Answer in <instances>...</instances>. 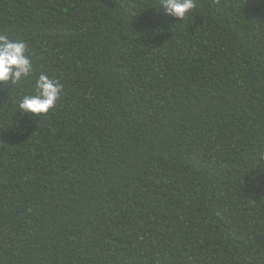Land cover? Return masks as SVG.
<instances>
[{"label": "trees", "instance_id": "16d2710c", "mask_svg": "<svg viewBox=\"0 0 264 264\" xmlns=\"http://www.w3.org/2000/svg\"><path fill=\"white\" fill-rule=\"evenodd\" d=\"M195 4L0 0L64 87H0V264H264V0Z\"/></svg>", "mask_w": 264, "mask_h": 264}, {"label": "clouds", "instance_id": "9594fccd", "mask_svg": "<svg viewBox=\"0 0 264 264\" xmlns=\"http://www.w3.org/2000/svg\"><path fill=\"white\" fill-rule=\"evenodd\" d=\"M195 7V0H159L158 12L184 21L186 17L192 15ZM29 81L33 82L34 91L21 96L17 111L29 118L46 115L55 108L64 91L63 84L45 72L34 76L27 42L23 39H11L9 34L0 32V87L3 85L16 87Z\"/></svg>", "mask_w": 264, "mask_h": 264}]
</instances>
